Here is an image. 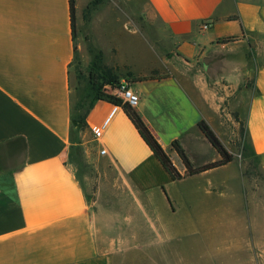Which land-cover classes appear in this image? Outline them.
<instances>
[{
	"label": "crops",
	"instance_id": "1",
	"mask_svg": "<svg viewBox=\"0 0 264 264\" xmlns=\"http://www.w3.org/2000/svg\"><path fill=\"white\" fill-rule=\"evenodd\" d=\"M140 9L149 49L117 40L142 32L133 15L104 16L87 66L126 68L182 173L174 140L195 166L222 158L201 120L234 160L175 180L122 106L105 125L114 103L98 99L75 122L70 0H0V264H264V0ZM154 72L169 76L141 79Z\"/></svg>",
	"mask_w": 264,
	"mask_h": 264
},
{
	"label": "trees",
	"instance_id": "2",
	"mask_svg": "<svg viewBox=\"0 0 264 264\" xmlns=\"http://www.w3.org/2000/svg\"><path fill=\"white\" fill-rule=\"evenodd\" d=\"M102 0H92L86 12H89L92 8L97 6ZM71 6V21H72V33L73 36L76 37V0H70ZM223 40H232V37L224 38ZM169 76L168 74L158 75L156 72L151 73L149 75L142 76L141 79H162ZM120 81V76L116 72L115 66H108L102 63L101 57L98 54L96 59L93 60L92 65L89 70V82L92 87L91 98L87 104L86 111L83 115L77 116L75 115L74 121L84 125L85 115L88 113L90 108L93 106L94 102L98 99H106L111 101L112 103L122 106L126 111L127 115L130 117L132 122L137 127L138 131L146 141V143L153 150L157 158L161 161L166 170L171 174L173 179L179 180L184 178L185 176L194 175L201 173L205 170L226 164L230 161L234 160V155L230 153L227 148L224 146L222 141L219 139L215 131L211 128V126L205 121L201 120L199 122V127L206 135L208 140L216 147V149L220 152L222 158L218 161L207 163L201 166H195L187 155L186 151L179 143L178 140L173 141V147L177 150L182 161L185 165V173H182L172 161L170 155L165 150L161 142L158 140L152 129L149 127L147 122L144 120L142 115L138 112L135 107L130 106L128 103L124 102L123 99L104 87L116 86Z\"/></svg>",
	"mask_w": 264,
	"mask_h": 264
},
{
	"label": "rangeland",
	"instance_id": "3",
	"mask_svg": "<svg viewBox=\"0 0 264 264\" xmlns=\"http://www.w3.org/2000/svg\"><path fill=\"white\" fill-rule=\"evenodd\" d=\"M92 0H83L79 6L82 9L76 10V41H77V49H76V56L72 63L74 75L77 76L78 81V88L80 89L81 93V100L79 102L78 108L74 111V116L79 115L83 117L87 104L91 98L92 94V87L89 82V70L91 66H87L86 57L90 55L88 50H92L93 47L91 46L89 49L87 44L84 40V35L87 34V39H91L94 43V36H95V28L96 26L100 29L99 20L101 17H119L120 15L124 14V11L129 13V15H133L137 26L142 30L140 33H136L133 35L132 42L127 39V36L123 35L122 33L118 32L117 40L120 44H127L128 46L124 47V51L126 54H130L132 51L134 53L142 52L143 49H149V40L145 37L147 35L145 31L152 32L156 30V26H150V24L145 20V15L143 14L142 10L140 9V0H136L134 3H127L125 4L124 0H102L97 6L92 8L89 12H86V9L89 3ZM81 15V16H80ZM91 20V23L89 21ZM133 26V25H131ZM120 25H116L115 29L118 30ZM87 40V41H91ZM85 43V49L83 51L80 49V43ZM84 47V46H83ZM144 47V48H143ZM94 50V49H93ZM89 54V55H88ZM91 56V55H90ZM93 57V54H92ZM154 64H160L159 60H153ZM116 72L121 77H126L131 75L127 72L124 66H116ZM131 77V76H130ZM113 87V86H112ZM104 89L110 90L108 87H104ZM252 173L257 174L259 172L257 169H253ZM81 173V172H80ZM263 177V174H261Z\"/></svg>",
	"mask_w": 264,
	"mask_h": 264
},
{
	"label": "built area",
	"instance_id": "4",
	"mask_svg": "<svg viewBox=\"0 0 264 264\" xmlns=\"http://www.w3.org/2000/svg\"><path fill=\"white\" fill-rule=\"evenodd\" d=\"M211 23L210 22H203L202 23V29H208L210 28ZM110 91V90H109ZM113 94L121 97L124 102L128 103L132 107H136L139 104L140 96L138 92L132 88L131 81L127 78H123L119 81V83L115 86L114 91H110ZM119 105L114 104L111 112L109 113L108 117L105 120V125H107L117 109L119 108ZM93 132L95 136H100L102 134V129L100 127L94 126ZM102 152H105V149L102 150Z\"/></svg>",
	"mask_w": 264,
	"mask_h": 264
}]
</instances>
